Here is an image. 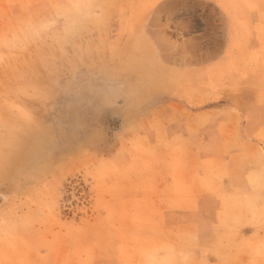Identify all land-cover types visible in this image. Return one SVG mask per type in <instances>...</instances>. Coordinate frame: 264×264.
I'll return each instance as SVG.
<instances>
[{
  "label": "rangeland",
  "instance_id": "rangeland-1",
  "mask_svg": "<svg viewBox=\"0 0 264 264\" xmlns=\"http://www.w3.org/2000/svg\"><path fill=\"white\" fill-rule=\"evenodd\" d=\"M0 125V264H264V0H0Z\"/></svg>",
  "mask_w": 264,
  "mask_h": 264
},
{
  "label": "crops",
  "instance_id": "crops-1",
  "mask_svg": "<svg viewBox=\"0 0 264 264\" xmlns=\"http://www.w3.org/2000/svg\"><path fill=\"white\" fill-rule=\"evenodd\" d=\"M193 171H158L159 178L156 180V187L159 190H163V178L167 177L168 187L170 186L169 195L162 197L165 204L169 206V209L165 213L167 220L170 224H185V226L191 227L197 225L199 229L198 241L201 246L200 256L202 255L203 249H209L211 241L214 239L213 225L217 223L218 216L212 215L210 205L215 203L217 198L212 193H206L201 189H194L192 187L183 186L180 187L179 183H186L188 176ZM201 176L207 174L208 171H199ZM226 172L228 176L233 177L235 184L228 186L227 190L230 195L238 193L239 189L243 192L248 193L251 188L248 184H243V181H249V178L256 173V171H220ZM169 174V175H168ZM242 186V187H241ZM235 187L236 191L233 190ZM164 191V190H163ZM168 189L166 190V192ZM199 191V192H198ZM201 192V193H200ZM205 192V193H204ZM246 221V218H244ZM218 223H220L218 221ZM225 223V222H224ZM226 225V223H225ZM227 231V229L225 230ZM221 231L220 233H222ZM246 240L248 241L251 248L258 244V239L264 240V232L257 230V226H244L242 228ZM219 234L215 238H218ZM263 236V237H262ZM176 247L183 249L187 252L197 251L194 250L193 246L185 245L184 247L176 244ZM193 257V255H191ZM230 264H238L232 262Z\"/></svg>",
  "mask_w": 264,
  "mask_h": 264
},
{
  "label": "bare ground",
  "instance_id": "bare-ground-1",
  "mask_svg": "<svg viewBox=\"0 0 264 264\" xmlns=\"http://www.w3.org/2000/svg\"><path fill=\"white\" fill-rule=\"evenodd\" d=\"M35 73V72H34ZM8 80V79H7ZM17 88V87H16ZM23 104V103H22ZM17 105V104H16ZM1 126V125H0ZM259 183V182H258ZM241 190V189H240ZM236 191V190H235ZM259 191V190H258ZM237 195V194H236ZM241 197V196H240ZM0 200H1V198H0Z\"/></svg>",
  "mask_w": 264,
  "mask_h": 264
}]
</instances>
